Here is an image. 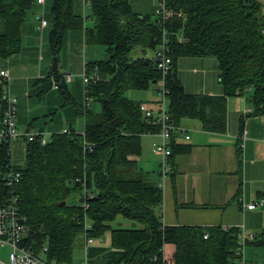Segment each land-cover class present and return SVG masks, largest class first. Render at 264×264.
I'll return each instance as SVG.
<instances>
[{"label":"trees","instance_id":"obj_1","mask_svg":"<svg viewBox=\"0 0 264 264\" xmlns=\"http://www.w3.org/2000/svg\"><path fill=\"white\" fill-rule=\"evenodd\" d=\"M35 2L0 0L5 27L0 33V59L20 52L22 24ZM88 2L89 13L83 16L81 0H52L45 29L51 56H58L67 32L73 30H83L85 43L104 46V59L86 61L88 72L97 67L99 79L86 85L85 96L98 102L100 110L89 103L86 109L78 107L82 133L67 128L66 133L53 132L44 143L24 139L21 161L13 165L20 172L14 193L27 225L22 245L35 254L46 246V260L71 264L76 238L81 234L99 238L108 230L118 255L103 264H162L163 246L166 264H233L240 228L164 225L158 214L162 191L136 173L131 159L141 153V136L158 128L140 111L144 102L128 98L124 91L145 90L160 81L161 73L146 53L156 49L161 28L150 16L134 12L128 0ZM165 4L171 13L165 22L171 62L164 77L171 123L190 118L204 130L223 132L226 97L241 95L245 87L250 89L246 97L250 114L264 115V2L165 0ZM85 20L92 25H84ZM135 47L142 55L131 58ZM184 56L216 58L220 95L185 92L177 77L178 60ZM50 69L45 77L36 78L38 93L51 88L53 79L59 83L61 73ZM3 84L0 78V131L6 106ZM58 89L66 104H74L68 101L65 83ZM7 150L0 142V206L10 194L3 179L9 169ZM171 151L180 152L173 141ZM84 190L92 197L83 196ZM117 216L142 227L111 228ZM84 217L91 225L86 230ZM248 244L264 248V229L248 238Z\"/></svg>","mask_w":264,"mask_h":264},{"label":"crops","instance_id":"obj_2","mask_svg":"<svg viewBox=\"0 0 264 264\" xmlns=\"http://www.w3.org/2000/svg\"><path fill=\"white\" fill-rule=\"evenodd\" d=\"M128 1L134 12L154 19L158 0ZM51 5L52 0H44L43 6L35 2L33 8L30 9L31 12L25 15L21 41H25L26 45L21 46L20 52L26 51V57L25 60H21L23 63L19 65V70H15L14 58L20 52L0 60V68H5L10 73L9 90L12 95L16 96L17 102H19L20 91L23 95L31 83L39 92L40 87L36 78L45 77L48 73L49 69L44 74L38 70V76L35 77L36 74L33 73L36 71L33 70L32 64L44 59V55L40 51L37 52L35 45L39 36L35 14L43 7L45 18L48 21L51 17ZM87 22L89 21L85 20V25ZM4 29V23L0 20V33ZM69 40L71 47H76L78 53V45L83 40L82 30L69 31ZM93 48L97 49V47ZM90 57L88 61L105 58H99L97 55ZM178 64L180 70L177 71V77L185 92L210 95L222 93L215 57L184 56L179 58ZM79 65L76 67L70 65L74 78L69 84L74 89L72 92L74 94L77 93L80 85L83 90L82 81L78 76ZM20 72H23L24 76ZM71 72L68 71L70 74ZM65 89L68 91L66 83ZM44 93L40 92L37 96L38 99L47 98V103L44 105L45 110H38L37 114L28 111L29 114L25 115L21 105L18 110V105L17 122H24L23 128L30 127L48 132L61 131L66 128H74L75 131L82 132L84 120L79 114L78 107L82 106L83 100L77 105L71 94L67 92L68 101H73L74 104L69 103V106L62 109L65 112L64 119H62L57 111H52L67 105L66 100L64 104H60L59 97L52 96L51 92ZM247 95L246 93V96L241 94L226 97V126L223 132L204 130L200 122L195 119L183 118L178 123L186 129L189 138L185 139L179 133H175L172 137L173 143L178 146L180 152L171 155L172 171L166 177L163 186L161 209L162 222L165 225L236 226L251 235L264 229V115L250 114L251 106L246 100ZM151 97L155 99H151L153 101L146 104L148 108L156 106L157 97L153 95ZM72 105L75 106V110L70 108ZM51 113L53 114L49 121L45 115ZM38 117H44L48 123L47 126L41 125ZM243 132L245 133L244 138L240 141L239 135ZM157 141L159 137L155 134L142 135L141 153L131 157L134 160L136 173H140L145 179L156 184L161 181L159 154L152 151V144ZM240 195L243 196L244 203L263 199V204L248 209L241 205ZM246 246L250 247L243 250L246 261L248 259L252 261V258H256V254L260 259H264L262 247H255L252 244Z\"/></svg>","mask_w":264,"mask_h":264},{"label":"built area","instance_id":"obj_3","mask_svg":"<svg viewBox=\"0 0 264 264\" xmlns=\"http://www.w3.org/2000/svg\"><path fill=\"white\" fill-rule=\"evenodd\" d=\"M81 2L82 15L85 16L87 13L86 9L89 7V2L88 0H81ZM36 3L43 6L44 0H36ZM170 15L171 13L165 4V0H158L154 11V19L161 28V36L160 42L158 43L156 49L153 51V55L150 56L151 59L155 62L157 69L161 73V79L158 82L159 87L156 89L158 97L156 101V106L153 108H148L145 103H141L139 106V109L145 119L150 124L155 125L158 128L155 133L147 134H155L159 137V141L152 144V151L159 154V175L161 177V181L157 184L161 191H163V186L165 184L164 182L166 177L172 171V166L170 164V157L172 153V137L175 133H179L182 134L185 139L189 138V135L186 134V129L183 126L174 125L173 123H171L170 114L168 113V98L167 90L164 87V77L169 71L171 58L167 45V30L165 27V22L169 19ZM35 16L36 20L38 21L37 29L41 42L43 40L42 33L45 27L47 26V19L45 18L43 7L38 12H36ZM261 32L264 35V28L261 29ZM79 77L83 84L84 100L82 103V107L83 109H86L89 103V99L85 96L86 85L89 82H95L99 79V76L97 75V67L94 66V68L90 72H88L86 67V61L83 62ZM0 78L2 82H5V84H3V87L5 92L4 98L6 100V106L2 119L3 129L2 131H0V142H4L7 144V160L9 165V169L7 172H5L3 179L5 181V185L10 190V194L6 202L0 206V247L6 249V260H0V264H59L53 261H48L43 257L44 253L47 250L46 246L42 248L39 254H35L22 245L23 238L27 232L26 217L21 213L18 196L14 193L16 184L19 182L20 179V172L14 170L13 167V165L17 163L13 156L14 148L20 143L23 146L24 139H26L27 141L39 139L41 143H44L48 140V137L53 132H48L35 128H18L17 98L16 96L12 95L9 90V81L11 79L9 71L5 68H0ZM72 79L73 76L70 73H61L59 83L53 79L51 87L54 89H58L59 85L62 82L68 83ZM249 90L250 89L248 87H245L242 90L241 94H245L246 96V93H248ZM55 132L66 133L68 132V129L66 128L62 129L61 131ZM244 134L245 133L243 132L239 135L240 141L243 140ZM240 145L242 146V144ZM85 195L88 198L92 197V194L90 192H86V190H84L83 193V196ZM239 201L243 207H246L248 209H253L255 206L263 204V199H258V201H253L251 203H244L243 196L241 195L239 197ZM81 204L83 207L87 206L86 202H82ZM158 214L162 221L163 212L161 209V204ZM83 226L85 230L91 227L86 217H84ZM83 235L85 238L84 253L85 257L87 258L88 245L92 243L93 239L90 237H86L85 234ZM251 237V234H246L243 229H240V233L238 235V247L235 252V255L237 256V264H254L253 262L248 263L243 256V250L246 245V240ZM204 238H206L205 235ZM164 252L165 249L163 246L161 247V255L163 259L162 264H166ZM86 258L82 262V264H88ZM155 259L156 258H153V260Z\"/></svg>","mask_w":264,"mask_h":264},{"label":"rangeland","instance_id":"obj_4","mask_svg":"<svg viewBox=\"0 0 264 264\" xmlns=\"http://www.w3.org/2000/svg\"><path fill=\"white\" fill-rule=\"evenodd\" d=\"M261 2H264V0H259ZM263 4V3H262ZM31 12L30 10H28L27 13ZM86 12L89 13V9H86ZM90 24L92 25V21L87 22V25ZM42 41L40 42L39 36L35 42V45L37 46V52L40 51V53H42L44 55V59L43 60H39L38 63H34L32 64L33 70H35L36 72H34L33 74H36L35 77L38 76L37 71L40 70L42 74L46 73V71L50 68L51 66V62H52V58L53 56L50 55L49 52V48H48V43H47V38H46V29H44L43 33H42ZM66 38L64 39L63 45L59 51L58 54V60H57V64H58V70L61 73H66V72H71V66L76 67L78 64L80 67V71L78 73V76L81 73V67L83 66V62L88 61L89 58H91L90 56L93 55H97L99 58H104L106 57L105 54V50H104V46L103 45H99V44H87L84 43L83 40L80 41L79 45H78V53L76 52V47H71L70 45V40H69V32L68 35L65 36ZM26 45L25 41H22L21 46ZM87 47V49H86ZM93 47H97V49H94ZM71 51V52H69ZM147 56H152L153 52L148 50L147 51ZM142 55L141 53V49L139 47H135L131 53H130V57L131 58H136L138 56ZM11 57V56H10ZM26 57V51H22L20 52V54L18 56H15L14 60H15V70L18 71L19 70V65H21L23 62H21V60H25ZM9 58V57H8ZM7 59V58H6ZM3 60V59H0ZM25 62V61H24ZM180 70L179 68V64H177V71ZM31 73V71L29 72ZM20 74H24L23 72H20ZM73 73L71 72V75ZM24 76V75H23ZM73 76V75H72ZM74 78V76H73ZM74 81V80H73ZM67 85V89H68V93L71 94V96L73 97L74 101L76 102V104L81 101L84 100V95H83V90L81 88V85L78 87V91L76 94L72 93L74 91V89L72 88L71 84L66 83ZM159 87V83H156L155 85L151 86L148 89L145 90H138V89H127L124 91V95L127 96L128 98L134 99V100H140L144 103H148L149 101H153L151 99H155L152 98L151 95H153V97H158L157 91L156 89ZM53 93L52 96L54 97H59L60 99V104H64L65 99H64V93L61 92L59 89H54V88H49L48 90L45 91V93ZM44 93V94H45ZM20 97L18 99L19 102H17V106H18V110L21 108L24 111V114L27 115L29 114L28 111H33L32 113L37 114L38 110H45L44 105H46L47 103V98L43 97V98H39L38 99V92L36 91V87L34 89L33 84H30V87L26 89V92H23L22 95V91H20L19 93ZM27 99H30L29 101ZM77 104V105H78ZM89 104L91 106L92 109L99 111L100 110V105L98 102L96 101H92L89 100ZM70 104L64 105L62 107H58L59 109L57 110H53L57 111L60 115V117L62 119H64V115L65 112L62 111L63 108H65L66 106H69ZM71 109L75 110V106L72 105L70 107ZM48 114L45 115V117L50 118V116L52 115ZM40 120V124L47 126V122L45 120L44 117L42 118H37ZM50 121V120H49ZM67 124V123H66ZM25 125L24 122H17V126L18 128L22 129L23 126ZM68 127V125H67ZM76 128V125L74 126ZM21 143L16 145V147L14 148V152H13V156L16 160V162H20L21 161ZM111 228H141L142 224L133 221V220H129L126 218H123L121 216H117V218L113 221L110 222ZM249 245V244H248ZM84 246H85V238L84 235L81 234L78 238L75 239L74 244H73V252H72V263L71 264H82V262L85 260V253H84ZM254 246V245H253ZM248 246H246L245 248H247ZM256 247V246H255ZM250 248V247H248ZM253 248V247H252ZM263 253H264V248H262ZM254 254V253H253ZM118 255V253L115 251V249L111 246L110 244V231H105V233L99 237V238H93L92 243H90L88 245V250H87V263L88 264H103L105 263L107 260H109L110 258H116ZM0 260H6V249L0 247ZM249 262H253L254 264H264V259H260L258 257V255L256 254V258H252V261H247ZM233 264H237V259H235L233 261Z\"/></svg>","mask_w":264,"mask_h":264},{"label":"water","instance_id":"obj_5","mask_svg":"<svg viewBox=\"0 0 264 264\" xmlns=\"http://www.w3.org/2000/svg\"><path fill=\"white\" fill-rule=\"evenodd\" d=\"M58 57L53 56L52 62H51V69L50 72H57L58 71V64H57Z\"/></svg>","mask_w":264,"mask_h":264},{"label":"bare ground","instance_id":"obj_6","mask_svg":"<svg viewBox=\"0 0 264 264\" xmlns=\"http://www.w3.org/2000/svg\"><path fill=\"white\" fill-rule=\"evenodd\" d=\"M87 112V111H86ZM242 144V143H241ZM172 149H173V147H172ZM173 152V151H172ZM16 165V164H15ZM202 227V226H201ZM206 228V227H205ZM233 228V227H232ZM237 228V227H236ZM154 257V256H153Z\"/></svg>","mask_w":264,"mask_h":264}]
</instances>
